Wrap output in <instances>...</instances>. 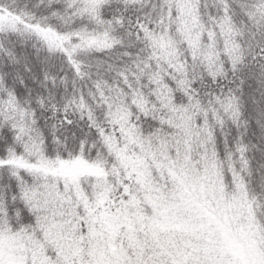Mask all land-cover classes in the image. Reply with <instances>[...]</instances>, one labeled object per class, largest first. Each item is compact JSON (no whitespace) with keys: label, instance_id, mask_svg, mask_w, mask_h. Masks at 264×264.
I'll list each match as a JSON object with an SVG mask.
<instances>
[{"label":"snow or ice","instance_id":"6c2138e0","mask_svg":"<svg viewBox=\"0 0 264 264\" xmlns=\"http://www.w3.org/2000/svg\"><path fill=\"white\" fill-rule=\"evenodd\" d=\"M0 264H264V0H0Z\"/></svg>","mask_w":264,"mask_h":264}]
</instances>
